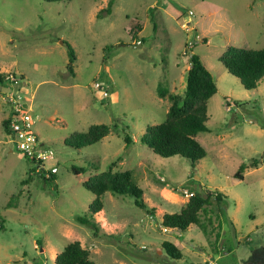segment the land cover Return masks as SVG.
<instances>
[{
  "label": "rangeland",
  "instance_id": "1",
  "mask_svg": "<svg viewBox=\"0 0 264 264\" xmlns=\"http://www.w3.org/2000/svg\"><path fill=\"white\" fill-rule=\"evenodd\" d=\"M107 1L0 0V73L7 78L0 84V264H53L70 241L97 264H188L193 256L182 244L197 251L212 241L207 216L213 219L214 206L200 214L201 228L179 231L163 230L160 212L148 205L155 201L161 212H177L160 193L180 198L215 189L230 206L241 205L235 237L225 214L218 220L227 254L213 256L214 262L264 264V76L244 89L217 60L227 46H264V0H111L105 11ZM65 42L75 54L71 71ZM184 50L198 56L216 86L206 102L207 130L194 137L205 155L192 166L139 142L145 126L162 121L171 98L182 95ZM94 83L108 95L100 96ZM157 87L165 91L161 98ZM16 89L30 109L32 131L54 153L57 173L50 180L28 175L27 161L2 127L10 108L5 95ZM99 123L109 130L100 140L81 148L63 143ZM240 164L245 168L238 181L232 176ZM109 169L130 172L144 208L126 194L105 191L101 209L88 212L94 194L81 182ZM250 213L261 225L241 238ZM78 218L93 220L97 230ZM163 239L186 257L166 256Z\"/></svg>",
  "mask_w": 264,
  "mask_h": 264
},
{
  "label": "trees",
  "instance_id": "2",
  "mask_svg": "<svg viewBox=\"0 0 264 264\" xmlns=\"http://www.w3.org/2000/svg\"><path fill=\"white\" fill-rule=\"evenodd\" d=\"M45 2L69 1V0H42ZM112 1L108 0L105 11L108 10ZM100 12V11H99ZM134 30H139L136 25ZM264 33V27H263ZM132 36L135 35L132 31ZM67 55V69L71 71L72 63L75 60V54L67 42L64 43ZM182 59L187 61L188 68L185 72V83L181 97L171 98L164 119L156 124L146 125L139 142L147 146L153 153L161 157L179 155L189 160L192 166L205 155L202 146L195 140V135L199 131L207 130L205 126L206 102L216 90L215 83L211 74L201 63L198 56L193 53H187L185 50ZM223 68L232 76L239 80L244 89H252L257 81L264 76V46L260 49H250L242 47L227 46L217 58ZM5 77L0 73V84ZM164 90L157 87L158 97H163ZM8 118L1 121L2 127L7 131ZM106 124H91L85 131H75L70 133L63 143L71 148H81L92 144L108 133ZM123 141L128 144L131 139L123 136ZM243 164H240L233 174V179L240 180ZM77 174L81 168L71 167ZM53 178V177H52ZM50 179H42L47 181ZM82 186L94 194V198L88 205L89 213H96L101 209L102 203L99 196L110 191L113 194H126L133 199V203L144 208L145 202L142 197V190L133 183L131 174L128 170L122 171H100L90 175L81 182ZM212 205L218 209L219 213L224 214L226 205V196L219 191H207L204 195L197 192H190L187 201L179 208L177 212L163 213L160 217V224L165 229H177L183 231L189 224L199 225L198 212L206 205ZM152 210V209H150ZM152 213V212H151ZM78 221L90 225L96 231L97 226L94 221H88L86 218H78ZM161 249L165 255L171 259H178L180 251L169 241L161 242ZM53 264H97L89 258L88 250L81 247L78 241L66 243L62 249L55 254Z\"/></svg>",
  "mask_w": 264,
  "mask_h": 264
},
{
  "label": "built area",
  "instance_id": "3",
  "mask_svg": "<svg viewBox=\"0 0 264 264\" xmlns=\"http://www.w3.org/2000/svg\"><path fill=\"white\" fill-rule=\"evenodd\" d=\"M136 43H139L137 41ZM15 82L13 76L10 77ZM5 79H7L5 77ZM95 89H100V96H107V89L99 83H94ZM9 102V116L7 122V134L9 142L19 151L22 157L28 163V175L38 179H52L57 173L56 161L51 148L47 147L37 138L36 133L31 129L33 121L30 109H24L19 100L21 96L18 90H14L12 95L6 93ZM22 101V100H21ZM226 110L228 105H225ZM190 193V192H189ZM186 194V197L189 195ZM143 248V247H141ZM207 264H216L213 261H207Z\"/></svg>",
  "mask_w": 264,
  "mask_h": 264
},
{
  "label": "crops",
  "instance_id": "4",
  "mask_svg": "<svg viewBox=\"0 0 264 264\" xmlns=\"http://www.w3.org/2000/svg\"><path fill=\"white\" fill-rule=\"evenodd\" d=\"M139 45H140V43H136V46H139ZM244 168H245V166H244ZM241 175H242V173H241ZM242 177H243V175H242ZM242 177H241L240 180H242ZM240 180H238V181H240ZM217 191L222 193V191H220V190H217ZM160 194L162 195L163 199H165V200H167V201H169L171 203H176V205L178 206V210L187 201V197H180L179 198L175 194H173L172 198H167V197L163 196L162 193H160ZM223 195L226 196L225 194H223ZM156 204L157 203H155V201H153V202L151 201L148 206L152 210H155L156 212H160V215L163 214V213H166V212H161L162 209H160V205L157 204V206H156ZM240 205H241L240 201H236V204H234V206H230V204L227 201V196H226V205H225V209H224V214H225L229 224L232 227V231H233V236L234 237H235L234 234L238 231V228H239L238 227V220H237L238 217H237L235 208H237ZM212 206H213L212 202H211L210 205H206L201 211L198 212V218L200 219V214H202V213H204L206 211V207H208V208L211 207L212 208ZM208 211L211 213V210H208ZM213 211H215L216 214H214V212L212 213V217H213L212 220L210 219L211 216H207L208 224L210 225L209 234L211 235V233H212V235H213L212 236L213 237L212 241L211 242L210 241L207 242V244H206L207 246L204 247V248H202L203 245H200V248H197V251L190 250V249L186 248V246L184 244H182L184 253H188L189 255L193 256L191 259L188 260V261H191V262H188V264H207V261H213L214 262L213 256L215 258H220V257H222V256L227 254V251H225V245L223 243V240L219 237V233L221 231V228H220L221 225H220V221H218V220H219V218L221 217L222 214L219 213L217 208L214 209ZM248 222H249V227L245 231V234H242L241 238L246 236L252 230H254V229L256 230V224L261 225V222H259V220H257L255 218V215H253L251 213L249 214ZM191 225H193V224H189L185 230L189 229ZM201 225L202 224L199 223V225H195V226L197 228H199V227L201 228ZM162 229L166 230L164 228H162ZM213 232H215V233L213 234ZM166 241H169V240H166ZM169 242H171V241H169ZM173 242H171V243L174 244L178 248L177 244L175 242L174 243ZM197 252L200 253V257H201L200 261H195V257L196 258L199 257ZM184 253L180 251V257L178 259H176V260H182L183 257H186ZM155 254L161 256V255H163V252H162L161 249H155Z\"/></svg>",
  "mask_w": 264,
  "mask_h": 264
}]
</instances>
